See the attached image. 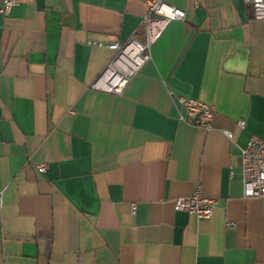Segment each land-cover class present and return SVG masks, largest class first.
I'll return each mask as SVG.
<instances>
[{
  "label": "crops",
  "instance_id": "0c3cea01",
  "mask_svg": "<svg viewBox=\"0 0 264 264\" xmlns=\"http://www.w3.org/2000/svg\"><path fill=\"white\" fill-rule=\"evenodd\" d=\"M2 1L0 264H264V199L240 174L264 141V21L242 0H164L184 21L115 96L91 85L107 45L144 43L149 0ZM177 98L213 107L211 130ZM197 186L207 221L174 207Z\"/></svg>",
  "mask_w": 264,
  "mask_h": 264
},
{
  "label": "built area",
  "instance_id": "2783aa9c",
  "mask_svg": "<svg viewBox=\"0 0 264 264\" xmlns=\"http://www.w3.org/2000/svg\"><path fill=\"white\" fill-rule=\"evenodd\" d=\"M242 2L245 7L251 8L254 21H264V0H242ZM14 5L13 2L2 1L0 15L7 16ZM146 9L147 13L142 20L144 43L131 40L124 45L117 42L107 45L105 48L114 52V56L91 85L92 90L121 96L131 79L149 60V49L159 40L165 27L185 19L183 11L167 5L164 0H149L146 2ZM176 102L183 112L180 121L193 128L211 130L215 114L213 107L184 98H177ZM244 127L243 121L237 123L238 129L243 130ZM222 135L229 141L233 139V134L229 131H222ZM240 159L243 198L264 199V141L251 137L246 146L240 150ZM46 169L45 164L36 167L40 176H45ZM1 197L0 192V203ZM174 207L177 212L185 213L197 221H207L218 207V202L206 198L201 187L197 186L189 198L175 200ZM135 209V206L131 205L132 215ZM227 226L234 228L233 224Z\"/></svg>",
  "mask_w": 264,
  "mask_h": 264
}]
</instances>
